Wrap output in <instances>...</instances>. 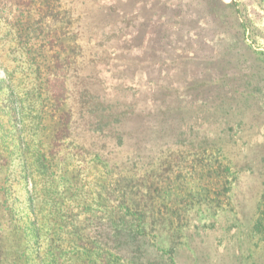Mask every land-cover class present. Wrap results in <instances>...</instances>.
<instances>
[{
    "label": "rangeland",
    "instance_id": "rangeland-1",
    "mask_svg": "<svg viewBox=\"0 0 264 264\" xmlns=\"http://www.w3.org/2000/svg\"><path fill=\"white\" fill-rule=\"evenodd\" d=\"M0 264H264V0H0Z\"/></svg>",
    "mask_w": 264,
    "mask_h": 264
}]
</instances>
